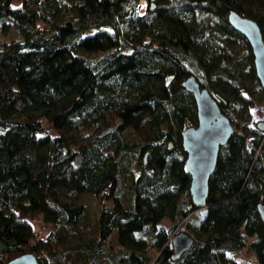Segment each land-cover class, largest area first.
I'll return each instance as SVG.
<instances>
[{
    "label": "trees",
    "instance_id": "obj_1",
    "mask_svg": "<svg viewBox=\"0 0 264 264\" xmlns=\"http://www.w3.org/2000/svg\"><path fill=\"white\" fill-rule=\"evenodd\" d=\"M231 8L253 18L264 41V0H159L142 11L137 0H0V31L11 24L17 34L0 44V264L24 251L37 264H245L228 254L243 247L264 264V130L239 112L240 69L227 78L214 70L239 44L256 80ZM189 73L240 131L219 146L202 207L191 203L180 145L196 120L180 84ZM218 78L229 98L209 84ZM133 160L136 173L126 170ZM81 193L101 202L95 218L79 221ZM178 230L193 241L171 259Z\"/></svg>",
    "mask_w": 264,
    "mask_h": 264
},
{
    "label": "water",
    "instance_id": "obj_2",
    "mask_svg": "<svg viewBox=\"0 0 264 264\" xmlns=\"http://www.w3.org/2000/svg\"><path fill=\"white\" fill-rule=\"evenodd\" d=\"M152 5L150 6V8ZM228 24L240 33L248 42L254 74L262 90L264 99V41L257 22L242 15L234 9L227 13ZM181 86L191 94L195 106V123L183 127L180 131V145L185 151L183 169L189 174L188 192L191 203L196 207L205 205L208 192V178L212 172L218 148L224 144L230 135L236 131L229 117L220 108L207 87L200 85L193 73H189L180 81ZM259 130H264V121L255 124ZM256 210L264 225V201L256 204ZM193 241L192 236L178 230L170 236L171 259H176L187 250ZM3 264H37L32 252H19Z\"/></svg>",
    "mask_w": 264,
    "mask_h": 264
},
{
    "label": "rangeland",
    "instance_id": "obj_3",
    "mask_svg": "<svg viewBox=\"0 0 264 264\" xmlns=\"http://www.w3.org/2000/svg\"><path fill=\"white\" fill-rule=\"evenodd\" d=\"M146 5V0H137V7L140 11H142L145 8ZM262 28L264 30V23L262 25ZM214 37H216L217 42L219 40L221 41L222 39L218 36L217 33L213 34ZM17 34L15 30L13 29L12 25H8L5 30L0 31V44L6 40H9L10 38H16ZM219 44V43H218ZM220 45V44H219ZM233 50L234 52L232 53V56L227 59H217L215 60L217 68L214 70L216 71H223L222 74L227 78L228 77V71L234 70V67L237 66L240 69V72L242 74V82L243 85H240L238 88L241 89V94L243 97L246 98V102L241 103L240 107V114L244 116L247 120L248 123L250 124V127H255V124L258 120H263L264 121V99L262 97V90L256 88L255 85L259 84L258 80L254 79L251 76V71L249 67V62H248V57L246 53H244L242 47L239 44H234L233 45ZM198 82H202L199 78L196 77ZM230 80H233L231 77ZM217 82V81H216ZM215 81L210 80L209 84L213 85L216 89V94L219 97L223 98H229V92L230 89L232 88L230 83L227 81L218 78V82L215 85ZM247 86V87H246ZM216 96V98H218ZM192 109L195 112V106H194V101L192 103ZM195 123V121H194ZM193 123V124H194ZM45 126V131L49 133H54V130L51 126L44 124ZM246 131V139L250 140L253 134H251L249 131ZM126 135L129 137V139H137L138 135L136 132L131 129L130 127H127L125 129ZM178 133L176 132L175 129H172V136L177 137ZM126 170L131 171L133 173H136L138 171V161H128V165L126 167ZM74 203H82L84 205V214L83 216L79 217V221L85 220L87 217L90 218H95L97 215L100 207H101V202L95 197L91 196L85 193H81L78 198L74 200ZM104 203V201H103ZM106 204H109L108 201H105ZM22 210L29 211L30 209L23 205L19 204L18 205ZM30 222L33 227L37 225V222L35 221V218H29ZM171 220L168 217H163L159 220L158 225L163 226L164 228H167L170 226ZM92 226V225H91ZM90 226V228H91ZM44 235V232L42 231V236ZM246 241H248L250 238L245 237ZM109 249L112 252H116L118 249V244L116 241V233L113 231V233L110 235L109 240ZM150 253L153 255V250L150 251ZM231 258H234L236 260H239L245 264H254L253 260V253L250 249L243 247L240 249H233L230 250L229 253ZM109 256V255H108ZM108 259H104L102 261L103 264H108Z\"/></svg>",
    "mask_w": 264,
    "mask_h": 264
},
{
    "label": "flooded vegetation",
    "instance_id": "obj_4",
    "mask_svg": "<svg viewBox=\"0 0 264 264\" xmlns=\"http://www.w3.org/2000/svg\"><path fill=\"white\" fill-rule=\"evenodd\" d=\"M158 1L159 0H146L145 7H147L149 10H153L156 8ZM151 5H152V7L150 8Z\"/></svg>",
    "mask_w": 264,
    "mask_h": 264
},
{
    "label": "built area",
    "instance_id": "obj_5",
    "mask_svg": "<svg viewBox=\"0 0 264 264\" xmlns=\"http://www.w3.org/2000/svg\"><path fill=\"white\" fill-rule=\"evenodd\" d=\"M35 233H36V234H40V230H36Z\"/></svg>",
    "mask_w": 264,
    "mask_h": 264
}]
</instances>
